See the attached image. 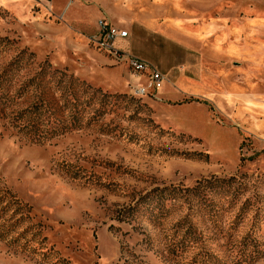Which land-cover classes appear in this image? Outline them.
Instances as JSON below:
<instances>
[{
  "label": "rangeland",
  "instance_id": "rangeland-1",
  "mask_svg": "<svg viewBox=\"0 0 264 264\" xmlns=\"http://www.w3.org/2000/svg\"><path fill=\"white\" fill-rule=\"evenodd\" d=\"M50 1L0 0V264H264V0ZM100 19L157 23L133 47L158 95L91 43ZM176 72L203 90L164 98Z\"/></svg>",
  "mask_w": 264,
  "mask_h": 264
},
{
  "label": "built area",
  "instance_id": "built-area-1",
  "mask_svg": "<svg viewBox=\"0 0 264 264\" xmlns=\"http://www.w3.org/2000/svg\"><path fill=\"white\" fill-rule=\"evenodd\" d=\"M128 37L127 30L115 27L107 19H100L90 41L117 62L127 64L134 74L145 78L144 81L139 79L136 82L133 89L135 95H158L167 81L166 74L152 61L144 59L124 47L121 41H126Z\"/></svg>",
  "mask_w": 264,
  "mask_h": 264
},
{
  "label": "crops",
  "instance_id": "crops-1",
  "mask_svg": "<svg viewBox=\"0 0 264 264\" xmlns=\"http://www.w3.org/2000/svg\"><path fill=\"white\" fill-rule=\"evenodd\" d=\"M37 3H39V5L41 6V4L43 2H47L48 0H36ZM28 2L31 3V0H20V5H24ZM51 8H52V12L55 10V11H59L61 13L64 12V9L65 8H61V7H57V5H55V2L54 1H50L49 2ZM111 5V4H110ZM110 5L109 4H106L104 5V11L105 13L109 16L111 13H112V9L110 8ZM122 9H127L126 6H122L121 7ZM20 11H22V13L24 15H27L28 16V11H26L25 9H23L22 7H20ZM47 11V9L43 8L41 6V12L42 13H45ZM117 16H119L117 13H116ZM65 15L63 14V17ZM119 20H122L119 18ZM131 20V19H130ZM133 22H134V25H133V28L131 27V29L128 31L129 33V37L127 38L126 41H121V44L126 47L130 52L144 58V59H147L149 61H152L153 63H155L160 70H165L167 71L168 68H165L162 63L157 60L155 57L152 56V54H150L149 52H143L141 50H138L136 47H133L134 45H136V42H137V39H138V33L140 30L142 29H147V28H152V27H156L157 26V23H154V22H150L149 25L145 24V23H142L140 21H137L135 19H133ZM147 40H149V36L146 37ZM153 40V39H151ZM161 66V68H160ZM132 73V72H131ZM177 74L175 75V79L178 83V86L182 85V88L183 90H181V88H177V90L172 87V85H170L171 83H166L168 86L165 87V89H163L162 91V96L166 99H177V100H181L183 101L182 99L185 97V95L189 92V91H194V92H200L202 91L203 89V85H202V82H197V80H194L193 78L187 76L185 73H181V72H176ZM134 75V80L137 82L139 79H141L142 81L145 80L144 77H139L138 75L136 74H133ZM229 96H232L231 94ZM230 100V99H228ZM186 101V100H185ZM233 101V100H232ZM181 107H184V108H189L187 109L188 111H194L195 113H198V112H205L206 114V117L208 118L209 121H211V118L209 117L208 115V111L205 109L204 106H201V107H197L196 106V103H192V102H184V105H182ZM263 125V124H262ZM257 129H259L260 127H257L255 126Z\"/></svg>",
  "mask_w": 264,
  "mask_h": 264
},
{
  "label": "trees",
  "instance_id": "trees-1",
  "mask_svg": "<svg viewBox=\"0 0 264 264\" xmlns=\"http://www.w3.org/2000/svg\"><path fill=\"white\" fill-rule=\"evenodd\" d=\"M191 101H200V99H189L185 102H191ZM207 103V101H204ZM212 109V108H211ZM37 124V118H33L32 121H29L26 126H28V129L30 130V138L34 142H44L47 137H52L56 134V132H59V129L56 128L55 124L49 123L47 129L45 131H39ZM3 200V196H0V202ZM12 204V203H11ZM10 202H8L6 205L0 207V215L4 213L7 207H10ZM17 211L20 210V208L16 209Z\"/></svg>",
  "mask_w": 264,
  "mask_h": 264
}]
</instances>
